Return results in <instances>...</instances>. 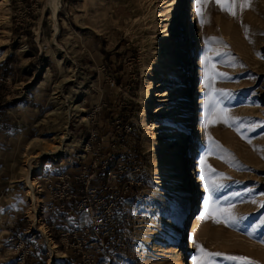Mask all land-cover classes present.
<instances>
[{"label": "rangeland", "instance_id": "1", "mask_svg": "<svg viewBox=\"0 0 264 264\" xmlns=\"http://www.w3.org/2000/svg\"><path fill=\"white\" fill-rule=\"evenodd\" d=\"M48 2L0 0V208L32 219L27 169L50 159L66 167L47 191L81 224L51 235L67 264H264V0H194L203 38L185 0H59L55 19ZM22 226L31 264L47 247Z\"/></svg>", "mask_w": 264, "mask_h": 264}, {"label": "crops", "instance_id": "2", "mask_svg": "<svg viewBox=\"0 0 264 264\" xmlns=\"http://www.w3.org/2000/svg\"><path fill=\"white\" fill-rule=\"evenodd\" d=\"M31 100V99H29ZM10 109V108H9ZM30 119H35L34 113H32V117ZM7 121L4 118V121ZM4 122V125H8V122ZM16 122L19 129L25 133V135L29 131H34V126H26L25 120H14ZM16 124H13L16 126ZM33 125V124H32ZM10 131L7 127H0V134L6 133ZM34 172V183L36 185L37 193L39 196L38 204L35 207V213L31 215L32 219L29 218L21 209L15 210L10 207H2L0 208V264H22L23 261L19 257V251L23 245L19 240V243L12 239L11 233H15V230L21 232V227L23 222H26V228L24 231V235L30 234L31 240L28 242H40V245L47 247L46 253L44 257L38 255V259L31 262V264H35L40 262L42 264H67L68 261L64 258H67V251H63L58 239L57 242L52 241L51 235L55 233L56 236L60 237V232L63 229H68L67 226L70 221H72V226L78 227L80 226V220L78 218L70 219V214L73 216V212L69 213L62 206H58L57 202L51 197V194L47 191L48 184H53L54 176L58 174L60 167H66V164H56L52 166V162L50 159L47 161H43L39 164V161L36 160ZM57 166V168H55ZM59 167V168H58ZM33 183V185H34ZM6 192L3 191V194ZM32 212V211H31ZM11 237V238H10ZM57 237V238H58ZM17 238V237H15ZM50 238V239H47ZM18 239V238H17ZM51 242V244L48 243ZM49 245H52L49 247ZM35 247V246H34ZM31 252V250H30ZM31 254H33L31 252ZM20 258V259H19ZM24 260V259H23ZM25 264H28L27 259L25 260Z\"/></svg>", "mask_w": 264, "mask_h": 264}, {"label": "bare ground", "instance_id": "3", "mask_svg": "<svg viewBox=\"0 0 264 264\" xmlns=\"http://www.w3.org/2000/svg\"><path fill=\"white\" fill-rule=\"evenodd\" d=\"M186 2H188V4H186L188 6V8L190 9V12L192 13L191 16L193 18L194 21H196L197 23V26H198V34L201 38H203L204 36V33H203V29L201 28L200 26V23H199V20H198V17H197V14H196V7L194 6V0H185ZM50 4V7L52 9V19H55L54 18V15L57 14V9H58V5H59V0H49L48 2ZM189 12V13H190ZM56 17V16H55ZM193 28H191V32L193 33ZM53 32L56 33V26H55V23L53 25ZM179 33V32H178ZM195 33V32H194ZM182 35V31L180 32V34L178 36H181ZM203 41V40H202ZM204 42V41H203ZM206 46H204V49L202 51H200V53L198 54V61H197V64L196 66L200 67L199 69V78H200V81L198 82V88L196 93L198 94L199 96V100H198V104L196 103V105L199 106V111H198V130L199 131H203V125L201 123V118L203 116V97H202V93L204 91V86H203V77H204V61L207 60L208 56H209V53L208 51H206ZM169 60V59H168ZM168 66H170V68L167 70V73H170L172 74L174 77H176L177 79H179L180 77H185V73L183 75V71H179V72H175L174 69H173V63L168 61ZM182 68L184 69L185 68V65H182ZM151 86V85H150ZM152 87H156L152 84ZM158 87H161L160 85ZM156 87V88H158ZM151 89V88H150ZM195 89V90H196ZM151 91V90H150ZM152 97V94L150 92V97H149V101ZM153 97H156V98H161V95L157 94V95H154ZM149 107V105H148ZM197 107V106H196ZM190 121H191V117L190 116H186L183 121H182V124L184 125V129H185V134L188 135L189 134V131H190ZM153 124V123H152ZM185 138V137H184ZM200 158L196 159L197 161L192 163V167H193V176L194 175H197L196 179H197V183H202V178H201V175H200ZM32 167V165H31ZM34 168V167H33ZM180 169H182V167L180 166ZM33 170V169H32ZM32 170L31 168H28L27 169V175H26V188H27V196L30 200V207L33 211V214L35 213V207H36V203H35V197L34 195L32 194V186H33V180L31 178L32 176ZM177 181H178V184L180 185V193L182 195V198L185 199V196H186V186H187V178H186V175L184 173V170L182 169L179 173V176L177 178ZM193 220V221H192ZM191 221H192V224H191ZM197 229V220L193 217L190 222H189V225H188V228L186 230V236L189 238L188 240V245H187V248L188 249H191V250H194L195 249V245H194V233ZM181 232V231H180ZM180 232L179 231H176L175 232V237L173 238V241L175 243H180V240H181V237H180ZM189 246V247H188ZM187 249V250H188ZM187 257V256H186ZM189 258V257H188ZM194 256L190 257V259L188 260V264H195L194 262ZM185 263V262H184ZM183 261L181 259H179L175 264H184ZM174 264V263H173ZM187 264V263H186Z\"/></svg>", "mask_w": 264, "mask_h": 264}, {"label": "snow or ice", "instance_id": "4", "mask_svg": "<svg viewBox=\"0 0 264 264\" xmlns=\"http://www.w3.org/2000/svg\"><path fill=\"white\" fill-rule=\"evenodd\" d=\"M217 2H219V0H217ZM231 7H232V5L229 4V5H228V8H227L226 10L231 11ZM232 14L235 15L234 12H233ZM215 222H216V223H221V220H220V219H216ZM201 251H203V249H201ZM206 255H207V254H206ZM231 259H241V260H245V259H247V258H244V257H239V258H237V257H231ZM249 264H253V262L249 261Z\"/></svg>", "mask_w": 264, "mask_h": 264}, {"label": "built area", "instance_id": "5", "mask_svg": "<svg viewBox=\"0 0 264 264\" xmlns=\"http://www.w3.org/2000/svg\"><path fill=\"white\" fill-rule=\"evenodd\" d=\"M109 215L111 216V213H109ZM112 229H113V225H110V231H111V233L113 232Z\"/></svg>", "mask_w": 264, "mask_h": 264}]
</instances>
